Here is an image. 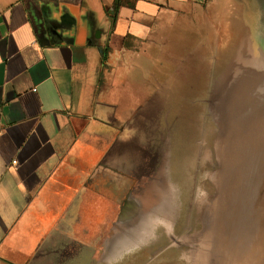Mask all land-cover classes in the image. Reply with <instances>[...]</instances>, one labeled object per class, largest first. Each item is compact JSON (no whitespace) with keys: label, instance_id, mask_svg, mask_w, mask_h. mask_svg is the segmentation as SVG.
<instances>
[{"label":"crops","instance_id":"obj_1","mask_svg":"<svg viewBox=\"0 0 264 264\" xmlns=\"http://www.w3.org/2000/svg\"><path fill=\"white\" fill-rule=\"evenodd\" d=\"M211 1L0 0V264H97L119 233L147 247L128 244L147 226L134 139L166 116V27Z\"/></svg>","mask_w":264,"mask_h":264},{"label":"rangeland","instance_id":"obj_2","mask_svg":"<svg viewBox=\"0 0 264 264\" xmlns=\"http://www.w3.org/2000/svg\"><path fill=\"white\" fill-rule=\"evenodd\" d=\"M239 1L212 0L166 27L177 67L159 76L173 87L166 116L134 139L147 181L134 192L142 207L134 226L157 204L168 225L112 264H201L204 255L210 264H264V20Z\"/></svg>","mask_w":264,"mask_h":264},{"label":"water","instance_id":"obj_3","mask_svg":"<svg viewBox=\"0 0 264 264\" xmlns=\"http://www.w3.org/2000/svg\"><path fill=\"white\" fill-rule=\"evenodd\" d=\"M236 1H238V0H236ZM239 3H241L242 5H244V6H248L249 4H252V6H254V4L252 3V2H250V3H248L247 1H244V0H241V1H239ZM258 12V16L262 19V21L264 20V12H261V11H257ZM263 39H264V36H263ZM166 220H167V218L165 217V222H166ZM177 220L176 219H174V218H171V221L170 222H172V227H173V232H175V227H176V224H177V222H176ZM171 230V231H172ZM134 234H137V233H134ZM138 235H141V234H137V236ZM128 237H130V235H127ZM124 237H125V235H123V234H117L115 237H111L110 239H109V241H108V243H107V246H106V248L105 249H103L104 250V259H106V262H100V259L102 258V257H100V255H99V257H98V259H97V263H99L100 262V264H102V263H105V264H112V263H116V262H118L117 260L118 259H120V258H123L124 256H126L127 255V253H128V251H130L129 249H127V248H119V249H116V247H117V245L118 246H121L124 242ZM118 256V257H117ZM117 257V258H116ZM206 257L207 256H205L204 255V258H205V260L204 261H202L201 262V264H210V262L207 260L206 261ZM99 260V261H98Z\"/></svg>","mask_w":264,"mask_h":264},{"label":"bare ground","instance_id":"obj_4","mask_svg":"<svg viewBox=\"0 0 264 264\" xmlns=\"http://www.w3.org/2000/svg\"><path fill=\"white\" fill-rule=\"evenodd\" d=\"M150 206L151 205H149V214L147 216H145L147 218L146 232L143 233V236L142 235H138L137 236V234H134L133 235V237H134L133 241L130 240L128 242V244H131L130 242H134V244L136 245V243H138V239L142 240V238L145 235L146 237L148 236L147 237V243H145V245L147 247H149L148 243H149V239L152 238L151 236L156 235V234H160L161 230L163 229V227L168 225L167 222H165V219H164V216H163V211H164L163 209L164 208H162V206L160 204H157V205L152 206V207H150ZM138 211H139V207H138V205H135V208H134V212L136 213L134 215L135 217L139 216ZM154 212H156V214H153ZM171 227L172 226H170V228ZM188 261H189V259H188Z\"/></svg>","mask_w":264,"mask_h":264},{"label":"flooded vegetation","instance_id":"obj_5","mask_svg":"<svg viewBox=\"0 0 264 264\" xmlns=\"http://www.w3.org/2000/svg\"><path fill=\"white\" fill-rule=\"evenodd\" d=\"M256 5L259 11L264 12V0H251Z\"/></svg>","mask_w":264,"mask_h":264},{"label":"trees","instance_id":"obj_6","mask_svg":"<svg viewBox=\"0 0 264 264\" xmlns=\"http://www.w3.org/2000/svg\"><path fill=\"white\" fill-rule=\"evenodd\" d=\"M118 6H119V4L117 3L116 6H115V9H118Z\"/></svg>","mask_w":264,"mask_h":264},{"label":"built area","instance_id":"obj_7","mask_svg":"<svg viewBox=\"0 0 264 264\" xmlns=\"http://www.w3.org/2000/svg\"><path fill=\"white\" fill-rule=\"evenodd\" d=\"M17 162L15 161L14 164H16Z\"/></svg>","mask_w":264,"mask_h":264}]
</instances>
